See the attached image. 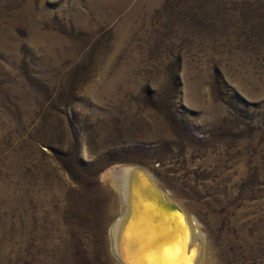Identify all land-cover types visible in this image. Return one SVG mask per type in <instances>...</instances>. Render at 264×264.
Here are the masks:
<instances>
[{"label":"rangeland","instance_id":"rangeland-1","mask_svg":"<svg viewBox=\"0 0 264 264\" xmlns=\"http://www.w3.org/2000/svg\"><path fill=\"white\" fill-rule=\"evenodd\" d=\"M122 166L264 264V0H0V264H114Z\"/></svg>","mask_w":264,"mask_h":264},{"label":"bare ground","instance_id":"bare-ground-1","mask_svg":"<svg viewBox=\"0 0 264 264\" xmlns=\"http://www.w3.org/2000/svg\"><path fill=\"white\" fill-rule=\"evenodd\" d=\"M139 167H119L107 171L102 179L112 186L119 200L120 214L109 227L110 255L114 264H213L202 260L203 240L200 227L189 219L186 210L149 176L162 194L164 203H173L182 212L187 234L177 214L160 211L159 196L140 173ZM142 169V168H139ZM144 170V169H143ZM111 208L114 209L113 204ZM197 240L199 250L191 246ZM197 256L196 260L194 258Z\"/></svg>","mask_w":264,"mask_h":264},{"label":"water","instance_id":"water-1","mask_svg":"<svg viewBox=\"0 0 264 264\" xmlns=\"http://www.w3.org/2000/svg\"><path fill=\"white\" fill-rule=\"evenodd\" d=\"M131 175L134 173H140L145 180L149 183V185L151 186V188L156 192V194L159 196V204H160V211L167 212V213H172V214H177L180 217V220L182 222V225L186 231L187 234V225L185 223L184 220V216L182 214V212L180 211V209L177 207V205L173 204V203H164L163 202V198H162V193L160 191H158V189H156V187L153 185V182L151 181L148 173L143 170V169H139V168H135V169H131L130 170ZM194 249H198L199 250V245L197 240L194 241V244L191 246ZM197 256L194 258V261L196 260Z\"/></svg>","mask_w":264,"mask_h":264}]
</instances>
